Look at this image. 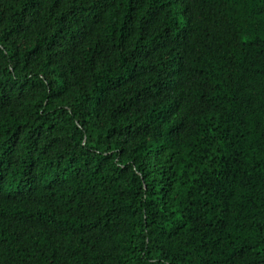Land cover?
<instances>
[{
    "label": "trees",
    "instance_id": "trees-1",
    "mask_svg": "<svg viewBox=\"0 0 264 264\" xmlns=\"http://www.w3.org/2000/svg\"><path fill=\"white\" fill-rule=\"evenodd\" d=\"M0 264H264V0H0Z\"/></svg>",
    "mask_w": 264,
    "mask_h": 264
}]
</instances>
